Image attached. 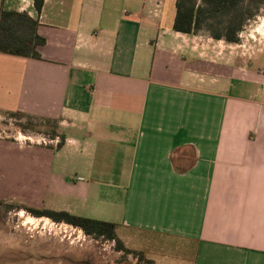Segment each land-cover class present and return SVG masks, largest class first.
<instances>
[{
    "label": "crops",
    "instance_id": "1",
    "mask_svg": "<svg viewBox=\"0 0 264 264\" xmlns=\"http://www.w3.org/2000/svg\"><path fill=\"white\" fill-rule=\"evenodd\" d=\"M175 1L44 0L38 13L0 0L38 17L46 39L40 59L0 52V109L65 135L9 143L48 171L27 205L114 222L153 264H172L171 241L192 247L191 264H264L263 76L207 69L202 31L173 29ZM234 80L255 85L248 97Z\"/></svg>",
    "mask_w": 264,
    "mask_h": 264
},
{
    "label": "rangeland",
    "instance_id": "2",
    "mask_svg": "<svg viewBox=\"0 0 264 264\" xmlns=\"http://www.w3.org/2000/svg\"><path fill=\"white\" fill-rule=\"evenodd\" d=\"M202 52L207 69L222 67L225 74L244 75L251 66L264 79V5L243 27L239 43L217 41L202 31ZM8 67L0 59V71ZM234 82L233 93L238 96L248 97L255 86L242 80ZM8 85L3 83L0 89V103L8 99L5 94ZM19 121L25 119L9 118L0 112V264H153L133 243L127 247L134 252L117 250L113 240L88 235L81 228L51 218L43 220L25 208L29 202L38 200V190L45 188L48 171L44 172L41 167L40 153L21 150L9 143L32 141L50 145L54 140L43 132L23 129ZM28 216H33V220ZM156 244L166 247L163 237ZM169 244L166 252L172 264L192 263L189 259L194 252L189 244L185 253L182 243L171 241ZM182 254H188L183 261Z\"/></svg>",
    "mask_w": 264,
    "mask_h": 264
},
{
    "label": "trees",
    "instance_id": "3",
    "mask_svg": "<svg viewBox=\"0 0 264 264\" xmlns=\"http://www.w3.org/2000/svg\"><path fill=\"white\" fill-rule=\"evenodd\" d=\"M33 1L36 11L40 13L44 0ZM263 5L264 0H176L173 29L189 34L207 31L214 39L239 43L243 27L260 12ZM39 24L38 17L31 16L27 11L2 9L0 52L40 59V48L46 39L38 31ZM0 112L9 118L25 119L18 123L23 129L43 132L51 138L58 137V147L64 142L65 135L59 131L56 119L33 116L23 111L0 109ZM25 208L36 216H46L56 222L81 228L88 235L113 240L117 250L134 252L118 236L117 224L114 222L77 215L67 210L31 206Z\"/></svg>",
    "mask_w": 264,
    "mask_h": 264
},
{
    "label": "bare ground",
    "instance_id": "4",
    "mask_svg": "<svg viewBox=\"0 0 264 264\" xmlns=\"http://www.w3.org/2000/svg\"><path fill=\"white\" fill-rule=\"evenodd\" d=\"M29 220H33V216H28L27 217ZM41 219H43V220H49L50 218H48V217H46V216H44V217H40ZM29 222V221H28Z\"/></svg>",
    "mask_w": 264,
    "mask_h": 264
}]
</instances>
